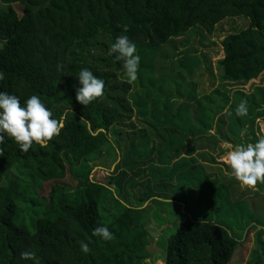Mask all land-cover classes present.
<instances>
[{
    "label": "trees",
    "instance_id": "16d2710c",
    "mask_svg": "<svg viewBox=\"0 0 264 264\" xmlns=\"http://www.w3.org/2000/svg\"><path fill=\"white\" fill-rule=\"evenodd\" d=\"M237 17L250 25L220 42L215 74L188 34L217 47L203 42ZM120 35L140 56L138 93L109 55ZM3 41L0 91L21 104L37 95L64 127L45 148L21 152L8 136L0 144V264H144L162 204L183 216L156 243L165 264H230L248 234L264 229V184L241 186L219 161L226 144L255 143L261 132L264 105L233 87L264 74V0H0ZM82 68L105 82L104 96L86 107L75 100ZM193 78L216 87L196 95ZM170 79L187 85L186 100L165 93ZM242 100L248 114L237 117ZM100 168L106 183L92 178ZM97 226L114 238L93 236ZM25 251L34 258L21 259Z\"/></svg>",
    "mask_w": 264,
    "mask_h": 264
},
{
    "label": "clouds",
    "instance_id": "9594fccd",
    "mask_svg": "<svg viewBox=\"0 0 264 264\" xmlns=\"http://www.w3.org/2000/svg\"><path fill=\"white\" fill-rule=\"evenodd\" d=\"M124 31H127L125 27ZM0 42V48L3 47ZM116 61H123L122 67L126 81L131 84L137 80V72L140 56L137 54L136 45L127 35L115 38L110 46L109 55H113ZM79 88L75 93V100L88 106L98 98L104 96L105 82L87 68H82L76 76ZM4 79V73L0 71V81ZM237 117L248 114L247 102L242 100L234 109ZM64 127V117L54 119L52 112L45 107L37 95H31L23 104L16 95L0 91V144L5 136L11 138L21 152H28L33 144L45 148L48 142L60 134ZM0 149V156H2ZM226 163L228 173L241 186L254 188L257 184H264V137H260L255 143L236 144L228 151ZM93 236H99L103 241H111L114 234L107 226H97L93 229ZM80 249L83 253H89L87 243L81 242ZM21 259L32 260L34 254L28 251L22 252Z\"/></svg>",
    "mask_w": 264,
    "mask_h": 264
},
{
    "label": "rangeland",
    "instance_id": "374dc122",
    "mask_svg": "<svg viewBox=\"0 0 264 264\" xmlns=\"http://www.w3.org/2000/svg\"><path fill=\"white\" fill-rule=\"evenodd\" d=\"M249 25H250V21L245 20L243 17L223 19V21L220 22L219 25L217 26L215 33L213 35H208L209 36L208 41L203 42L204 44L206 43V46L207 43L209 42H211V44L218 43L217 47L211 45L210 47L203 49L201 48L202 42L200 41L199 36L196 38L195 36L191 35L190 36L191 39H190L188 34L187 38L189 39L190 46H195L197 49H201L204 53L206 52L205 54L207 58L210 59V62L213 64L212 69L215 73L216 62L224 57L222 47L220 46V42H222L224 37L228 35L230 32L247 28L249 27ZM181 38L183 41L186 39L185 36ZM191 80L192 82L194 81V83L196 82L194 78ZM186 81L188 82V78L184 81V83H186ZM169 83H171V87L167 91H165V93L169 92L170 94L175 96L179 95L178 97H180L183 101L186 100V97H182V96L184 94V89L187 87V85H183L182 83H179L178 81H176V79H170V82L165 81L166 89L169 87ZM201 83L202 84L204 83L203 84L204 88L203 85L201 86L199 82H196L198 86L196 95L209 94L216 87V84L215 86H211L210 84L211 82L209 80H204ZM132 84H133V93H138V91L140 90L139 85H137L135 82H133ZM233 88L234 90L239 89L244 94L254 95L255 97L257 96V101L262 105H264V101L261 100L258 95V93L260 92V94L264 96V74L256 82H252L249 85H246L245 87L236 86ZM232 100L234 101V95L232 97ZM258 122L260 125L261 132L256 131V134L258 138H260L261 133L264 136V117L261 118ZM231 148L232 145L230 144L225 145V149H228V151H230ZM226 157L227 154L223 158L219 159V161L226 163ZM108 176L109 174L107 170L100 168L93 173L92 178L100 183H106ZM49 188L50 187L48 185L44 186L42 182L36 183V190L40 189L42 194L44 195L45 194L48 195ZM253 189L255 191H259L258 187L256 186ZM20 209H22L23 211H27L29 208L25 207ZM154 212L155 213L154 215H152L150 222L148 224L149 228L155 231L154 240L153 243L151 244L152 257L146 260L144 264H165L166 262L165 253L162 249L157 247L156 243L159 242L158 240H160L161 237L167 238L169 235L173 234L176 229L174 225L172 226L171 222L173 221L175 223L180 222L183 216L180 214V210H178V208L165 204L156 206ZM20 219L24 220V224L26 223L27 227L30 225V221L27 220L24 215L20 216ZM230 264H264V229L259 228V230H253L248 234L247 238L237 246Z\"/></svg>",
    "mask_w": 264,
    "mask_h": 264
},
{
    "label": "crops",
    "instance_id": "0c3cea01",
    "mask_svg": "<svg viewBox=\"0 0 264 264\" xmlns=\"http://www.w3.org/2000/svg\"><path fill=\"white\" fill-rule=\"evenodd\" d=\"M216 73V72H215Z\"/></svg>",
    "mask_w": 264,
    "mask_h": 264
}]
</instances>
